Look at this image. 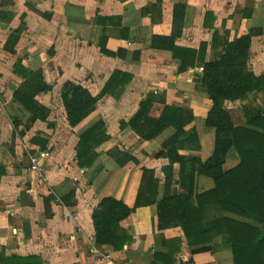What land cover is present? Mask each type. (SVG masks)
<instances>
[{
    "label": "crops",
    "instance_id": "crops-1",
    "mask_svg": "<svg viewBox=\"0 0 264 264\" xmlns=\"http://www.w3.org/2000/svg\"><path fill=\"white\" fill-rule=\"evenodd\" d=\"M179 4L185 12L175 46L201 52L205 62H211L222 51L221 45L213 46L215 32L230 42L251 33L249 70L264 76V0H0V259L36 257L41 264H235L233 252L223 243V224L206 236V243L191 247L182 223L158 229L157 204L136 209L119 224L129 237L120 249L98 244L93 227L92 213L104 198L134 207L145 169L155 172L160 181L157 203L163 200V169L169 162L154 156L175 129L144 141L122 126L147 94L192 112L187 135L177 145L182 157L204 162L213 152L214 130L205 124L211 101L198 83L203 65L180 72L181 61L170 49L156 46L163 40H154L172 35ZM117 71L131 76L125 90L116 80L107 89ZM68 82L99 97L76 127L70 126L63 106L62 90ZM15 93L34 100L47 118L33 122L34 115ZM224 106L235 128L264 134L248 125V116L264 117V87ZM163 109L156 103L151 116L159 117ZM98 122L103 123L97 133L102 139L98 157L90 168L81 169L76 157L80 136ZM113 148L130 152L138 163L119 167L107 157ZM41 153L49 156L42 159ZM237 158L230 151L229 167ZM34 162L42 172L32 169ZM173 168L174 180H179V164ZM215 186L211 178L194 174L192 197L204 209V221L222 217L259 227L222 212L210 195ZM171 188L185 192L178 182ZM213 244L217 251L192 253ZM155 254L169 258L155 261Z\"/></svg>",
    "mask_w": 264,
    "mask_h": 264
},
{
    "label": "trees",
    "instance_id": "trees-1",
    "mask_svg": "<svg viewBox=\"0 0 264 264\" xmlns=\"http://www.w3.org/2000/svg\"><path fill=\"white\" fill-rule=\"evenodd\" d=\"M184 12L185 6L180 4L175 6L173 18L175 30L169 37L154 38L155 41L164 42L162 46L156 45L157 42L155 45L172 51L173 57L181 61L180 72L197 64L203 65L198 83L211 101V109L205 124L214 130L213 152L204 162L199 159L193 163L194 160L182 157L177 145L187 135L185 129L194 118L192 112L186 108L166 105L162 96L147 94L140 102L137 113L122 126L129 127L144 141H153L169 127L175 129L174 135L163 143L161 151L154 156L156 159H167L169 162L163 169L166 177L165 195L163 200L157 203L160 181L155 178L153 170L145 169L134 207L108 197L102 199L94 209L92 222L96 240L100 245H112L115 249H120L129 237L121 233L119 224L131 217L136 209L157 204L159 230H166L182 223L188 244L194 247L206 243V236L223 224L227 233L223 243L233 252L235 264H264V134L235 128L230 113L224 106L226 101L244 99L264 87V76L256 77L248 66L252 35L250 33L230 42L227 37L223 39L215 32L213 46L221 45L222 51L213 61L205 62L200 55L201 52L197 54L196 50L175 46L176 39L182 35ZM224 34L227 36L228 33ZM15 71L18 72V66L15 67ZM113 79L107 89L116 80V85L120 83L125 90L131 76L117 71ZM47 89L48 86L44 85L43 90ZM124 90H120V93ZM14 96L32 112L33 122L44 121L47 118L45 110L34 100L23 97L20 93H15ZM98 99L99 97H93L81 86L66 83L62 90V100L70 126L76 127ZM156 103L163 104L164 109L159 117H152L151 111ZM248 125L264 131V117L250 115ZM102 127L103 123L98 122L81 134L76 155L81 169L90 168L97 159L96 149L102 143L97 133ZM232 150L236 152L238 158L237 162L229 167V153ZM107 157L119 167H125L130 162L138 163L130 152L119 148L108 151ZM175 164L180 166L179 180H174ZM195 173L209 177L215 182V189L210 195L222 212L242 217L259 227L244 222L228 221L222 217L210 222L204 221V209L195 204L196 199L192 197ZM3 174L4 169L0 167V177ZM176 182L185 189L184 193L172 190L171 187ZM70 195L67 196L69 200L72 198ZM66 202L65 198L64 203ZM218 248L213 244L209 248L195 250L192 253L217 251ZM164 258L169 257L163 254L154 255L155 261ZM0 264H41V259L13 256L1 258Z\"/></svg>",
    "mask_w": 264,
    "mask_h": 264
},
{
    "label": "built area",
    "instance_id": "built-area-1",
    "mask_svg": "<svg viewBox=\"0 0 264 264\" xmlns=\"http://www.w3.org/2000/svg\"><path fill=\"white\" fill-rule=\"evenodd\" d=\"M203 71V69H201ZM47 156H49L47 153H41L40 157L42 159L46 158ZM32 169L37 170V171H41L43 170L42 166L40 164H37L36 162H34Z\"/></svg>",
    "mask_w": 264,
    "mask_h": 264
}]
</instances>
